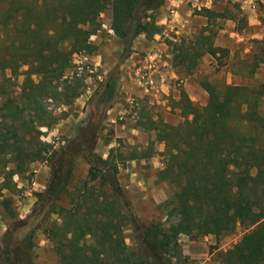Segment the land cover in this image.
Wrapping results in <instances>:
<instances>
[{
    "label": "trees",
    "instance_id": "16d2710c",
    "mask_svg": "<svg viewBox=\"0 0 264 264\" xmlns=\"http://www.w3.org/2000/svg\"><path fill=\"white\" fill-rule=\"evenodd\" d=\"M165 1L0 0V177L4 179L0 198L4 188L12 187L14 174L26 171L28 162L44 150L38 134L33 139L40 147L30 149L25 145L26 136L20 137L11 126L21 106L11 97L12 77L7 71L16 73L21 65L29 66L23 98L39 121L52 117L42 103L44 93L56 90L54 81L65 75L74 53L97 49L90 38L101 26V13L112 10V29L122 40L119 62H123L135 38L147 33L153 23L144 20L151 17L147 11L160 8ZM237 9L204 7L197 14L208 23L213 18L237 21L241 30L247 18L240 6ZM214 33L211 29L196 39L171 42L175 65L182 64L191 74L205 53L216 59L221 57L219 52L225 56L227 48L212 42ZM251 43L252 49L243 59L245 70L232 68L234 74L242 73L240 82L219 87L201 81L208 93L204 105L182 89L184 119L155 127L157 139L166 144V163L158 176L174 189L163 202L170 223L167 228L158 222L141 224L125 210L117 179L119 165L96 152L97 131L92 126L83 129L60 155L46 192L39 194L40 211L25 221L23 230L33 233L44 217L57 213L61 222L45 231L64 264H175L168 255L180 248L181 234L214 235L219 240L240 225L244 235L234 247L220 253V264H264V80L257 85L245 82L264 65V37L253 38ZM68 82L65 79L66 92L77 95L81 79ZM79 155L91 162L89 177L82 186L72 187L74 159ZM129 225L140 242L136 251L126 244L124 231ZM84 234L91 236L92 245ZM2 256L4 264H9V252L0 236Z\"/></svg>",
    "mask_w": 264,
    "mask_h": 264
},
{
    "label": "rangeland",
    "instance_id": "374dc122",
    "mask_svg": "<svg viewBox=\"0 0 264 264\" xmlns=\"http://www.w3.org/2000/svg\"><path fill=\"white\" fill-rule=\"evenodd\" d=\"M220 1L226 2L224 10L238 12L237 7L240 6L244 13L242 1ZM194 10L197 14V7ZM147 14L151 17L144 20L153 21L148 32L135 38L131 53L119 62L122 40L112 29V10L108 8L101 13V26L90 38L97 49L91 53H74L72 65L66 69L65 75L54 81L58 85L56 90L44 93L42 103L52 117L39 121L23 98L25 72L29 66L21 65L16 73L7 71L12 77L11 97L21 106L15 122L10 120L11 126L17 128L20 137L26 136L25 145L30 149L44 147L40 157L28 162L26 171L14 174L12 187L4 188L0 198V236L4 249L9 252V264H64L45 231L52 224L61 222L57 213L50 212L37 224L33 233L23 229L25 221L40 211L39 194L46 192L57 160L63 151H68L83 129L94 128L97 131L96 152L103 158L111 157L117 161V179L125 197V210L137 217L141 224L158 222L166 228L169 226L163 202L172 196L174 189L158 176L159 170L165 167L166 144L157 139L155 127L165 123L178 124L184 119L181 90L185 88L184 77L188 75L182 64L175 65L171 42L196 39L201 33L208 34L213 29L212 42L228 51L225 56L219 52L217 56H221L220 59L205 53L191 75L194 82L207 80L223 87L241 81L242 73L236 75L231 69L245 70L243 59L252 49V39L238 41L230 36L227 19L213 18L207 23L206 17L197 14L199 16L193 20L194 30L181 28L177 32L179 28H172L161 21L162 9L147 11ZM220 61L224 65L220 66ZM204 64L206 67H202ZM110 74L116 75L120 81L117 97L109 108L99 114H91L93 124L87 125L88 112L101 79ZM34 78L40 80L37 75ZM77 78L82 81L78 94L66 92L65 79L74 84ZM263 80L264 65L245 82L257 85ZM52 92L56 93L55 96ZM196 103L204 105L200 101ZM36 134L42 142L40 146L33 139ZM148 154L150 156L144 157ZM9 167L14 168L13 163H9ZM90 167L91 162L87 158L82 155L75 157L72 187L83 185L89 177ZM3 180L0 177V183ZM4 198H7L5 203L2 201ZM124 233L126 244L133 251L138 250L140 242L134 228L126 226ZM244 233V228L238 225L232 234L219 240L214 235L181 234L180 248L168 257L175 264H220V253L234 247ZM83 237L88 244H93L91 236L84 234ZM0 264H4L3 256Z\"/></svg>",
    "mask_w": 264,
    "mask_h": 264
},
{
    "label": "crops",
    "instance_id": "0c3cea01",
    "mask_svg": "<svg viewBox=\"0 0 264 264\" xmlns=\"http://www.w3.org/2000/svg\"><path fill=\"white\" fill-rule=\"evenodd\" d=\"M190 1H192L191 5L188 4V2ZM239 1H242L243 3L242 8L244 9V14L246 15L247 23L243 26L241 30H238V22L231 19H227L230 23L229 35L236 37L238 41H244L253 38H263L264 0ZM195 7H197L198 10L205 7L217 11H223L226 7V2L220 0H166L165 3L160 7V9L164 11L161 21L167 24L168 26H171L172 28H179L177 32H179L181 28H186L189 31H191L192 29L194 30L193 20L196 16H199L195 13ZM173 10H175L174 17L170 14ZM206 65L204 64L202 65V67H206ZM184 82V89L189 95V97L195 102L200 101V103L205 104L208 99V94L205 90H203L202 86L200 85L201 82H194L192 80L191 74H188L184 77Z\"/></svg>",
    "mask_w": 264,
    "mask_h": 264
},
{
    "label": "flooded vegetation",
    "instance_id": "af4514ba",
    "mask_svg": "<svg viewBox=\"0 0 264 264\" xmlns=\"http://www.w3.org/2000/svg\"><path fill=\"white\" fill-rule=\"evenodd\" d=\"M101 82L98 93L94 97L90 106V112H88L90 114L87 118V125L91 123L93 124L94 121L93 116L90 115L99 114L103 109L109 108L117 97L119 91L120 81L116 75L110 74L106 76L105 79H101Z\"/></svg>",
    "mask_w": 264,
    "mask_h": 264
},
{
    "label": "built area",
    "instance_id": "2783aa9c",
    "mask_svg": "<svg viewBox=\"0 0 264 264\" xmlns=\"http://www.w3.org/2000/svg\"><path fill=\"white\" fill-rule=\"evenodd\" d=\"M198 1H200V0H198ZM254 6V5H253ZM173 17H174V15H175V10H173V11H171V13H170ZM172 20V19H171ZM170 20V21H171Z\"/></svg>",
    "mask_w": 264,
    "mask_h": 264
}]
</instances>
